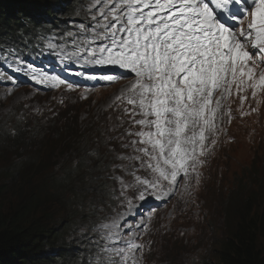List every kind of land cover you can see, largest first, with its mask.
I'll use <instances>...</instances> for the list:
<instances>
[{
  "label": "trees",
  "instance_id": "trees-1",
  "mask_svg": "<svg viewBox=\"0 0 264 264\" xmlns=\"http://www.w3.org/2000/svg\"><path fill=\"white\" fill-rule=\"evenodd\" d=\"M93 16L88 0H0V63L12 58L14 47L25 62L29 50L59 39L84 44L86 32L93 38L88 32L99 29ZM78 27L86 32L78 34ZM4 74L12 78L11 70ZM22 110L12 106L0 112V264H101V244L89 248L76 228L102 216L84 210L93 191H101L103 213L111 200L101 181L111 167L103 155H114L113 144L103 138L106 127L79 124L76 116L62 115L60 109L52 118L21 124ZM26 114L34 117L29 109ZM262 158L254 156L240 170L241 181L221 207L228 227L216 260L205 264H264ZM97 182L100 186H94ZM10 187L8 203L3 195Z\"/></svg>",
  "mask_w": 264,
  "mask_h": 264
},
{
  "label": "snow or ice",
  "instance_id": "snow-or-ice-1",
  "mask_svg": "<svg viewBox=\"0 0 264 264\" xmlns=\"http://www.w3.org/2000/svg\"><path fill=\"white\" fill-rule=\"evenodd\" d=\"M213 3L214 7L208 0H95L93 7L102 4L98 14L109 22H98L97 26L105 31L93 30V38L83 41L84 48L77 45L73 53L79 55L87 49L90 59H85V64L123 70L104 75L102 79L109 84L131 80L116 100L132 106L125 109V114L131 115L133 124L141 126L134 135L145 147L138 150L148 157L147 167L157 174L156 179L170 186L177 184L179 175L187 177L189 168L195 171L201 163L198 155L204 154L206 133L215 129V110L209 107L214 93L229 91L233 83L239 89L244 78L251 82L253 90L264 89V71L256 79L249 64L257 56L264 57V0ZM233 3L244 6L240 10L245 16L249 11L251 14L247 28H242L239 36L221 19ZM230 18L237 20L234 12ZM96 40L107 42L87 47ZM244 41L257 51H249ZM54 47L49 44V48ZM259 66L264 68V63ZM32 79L56 86L67 83L56 76L33 75ZM137 115L141 119L136 120ZM137 182L157 186L139 177ZM139 198L143 200L144 194ZM139 247L129 243L127 249H117L120 264L134 261L130 254Z\"/></svg>",
  "mask_w": 264,
  "mask_h": 264
},
{
  "label": "rangeland",
  "instance_id": "rangeland-1",
  "mask_svg": "<svg viewBox=\"0 0 264 264\" xmlns=\"http://www.w3.org/2000/svg\"><path fill=\"white\" fill-rule=\"evenodd\" d=\"M101 6L102 4L96 6L97 24L98 22H109L104 21L99 16L98 12ZM249 21L248 14L243 20L242 26L235 27L237 36H239L242 28H247ZM112 22L120 27V24L116 21ZM82 32L85 31H78V33ZM118 35L120 34L118 33ZM244 42L248 45V49L257 51L251 48L250 42ZM85 59L90 58L88 56L80 59L74 58V67L78 73L82 74V79L97 84L98 89L94 91L92 98L84 101L86 103L90 102V104L83 109L85 111L92 107L103 109L110 102L116 100V96L121 95V90L131 83V80L120 79L109 84L102 79L103 76L93 77L91 74L94 66L85 64ZM255 59L259 61H253L257 66L250 61L249 64L254 68L255 78L258 79L260 73L264 71L259 66L263 60L260 56ZM115 70L116 72L123 71L118 68ZM124 75L127 76L129 73L124 72ZM244 79L245 83L239 89L233 83L229 91L216 92V99L219 102L217 103L216 115L222 116L224 110H228V117L224 118V126L221 130L232 139L228 141L224 148L220 149L221 153L219 155H215L216 150H214L213 155H205L208 152V147L215 146V143H212L214 140L209 144L205 140L204 154L198 155L201 163L197 165L195 171L189 168L187 177H184L183 174L179 175L175 186H170L163 179H158L159 183L156 184V187L139 184L137 177L150 181V175L152 174L153 178L156 179L157 174L147 167L148 157L145 155L134 156L128 161V166L121 180L122 187L114 196L119 202L116 209L109 214V217L112 218L110 221L116 227L113 230L114 233L111 235L109 244L113 245V241L116 240L115 237H119L116 249H127L124 242H131L140 246L130 254L134 257V261L129 260L130 264H201L206 261L209 253L214 254L213 248L222 236L221 229L224 222L223 218H219L218 199L224 197L232 175L239 173L238 168L246 166L253 155L260 154L264 150V89L257 88L253 90L250 86L251 82L247 78ZM254 91L255 95H253ZM14 92L16 91L5 92L0 88V102H2L0 104L4 106L0 109V112H8L12 109V106H17V103L27 95L26 92L21 91L13 95ZM78 92L80 91L67 88H60L56 91L60 96L78 95ZM69 98H72V96H69ZM49 100L51 99L43 95H37L33 98L35 104H42ZM73 102L74 100L70 101L69 107H62V112L68 108L72 109L74 107ZM115 104L112 116L122 120L120 126L123 127L129 117L128 114H125V109L130 110L131 105L121 101H116ZM95 108L91 109L92 112ZM71 119L74 120L75 118ZM215 121L218 122V117ZM80 124L87 123L81 120ZM249 124L255 125V138L250 143L245 135L240 133ZM248 133L245 134L248 135ZM211 138L212 136L208 140H211ZM106 156L109 157L110 155ZM205 160H209L210 165L202 168ZM107 182H105V185L109 186V182ZM201 185L202 187L198 190L197 188ZM141 193L144 194L143 200L139 198ZM153 197L161 201L157 211L152 210L155 207L145 209L142 205L148 198ZM3 198H6L8 203L12 202V187L9 188L7 194L3 195ZM191 199L195 207L199 205L198 209H200L202 216L186 217ZM179 202H181V205L177 206ZM48 207L51 209V203ZM131 214L133 215L131 216ZM190 224L194 233L189 232ZM185 236L188 238V242H186V239L184 241Z\"/></svg>",
  "mask_w": 264,
  "mask_h": 264
},
{
  "label": "clouds",
  "instance_id": "clouds-1",
  "mask_svg": "<svg viewBox=\"0 0 264 264\" xmlns=\"http://www.w3.org/2000/svg\"><path fill=\"white\" fill-rule=\"evenodd\" d=\"M240 133H242V134H244V135L246 136V135H247V134H245V133H246V128L243 129V130H241ZM223 139H224V141L226 142V145H227V143H228V139H229V135L227 134L225 137H223ZM252 140H253V139H247V141H248L249 143H250ZM226 145H225V146H226ZM256 155H259V158H262L261 155H264V150H263L260 154H255V155H253V157L256 156ZM10 156H11V155H10ZM253 157H252V158H253ZM251 160H252V159H251ZM251 160H250V161H251ZM262 162L264 163V158H262ZM249 163H250V162H249ZM249 163H248V164H249ZM248 164H247L246 166H248ZM246 166L239 167V168H238V169H239V173H238V174H233V175H232V177H231V181H230V183H229V186H228V188H226V191H225V195H224V197H223L222 199H221V198L218 199L219 213L222 211V210H221V207H222V205L224 204V201L226 200V198H227L229 192L233 191V190L237 187V185L239 184V181H241V179H240V170H241L242 168L246 167ZM198 207H199V205H198ZM198 207H195V210L191 211V213L188 214V217H189V216H195V215H201V216H202V214H200V209H198ZM219 218H222V216H221L220 214H219ZM227 227H228V222H227L226 220H224V222H223V226H222V229H221V230H222V236H221L219 242H217V243L215 244V248H213L214 254H210V253H209L208 257L206 258V261H208V262H210V263H214V261L216 260V251L219 249V245H220V243H221V241H222V238H223V231H224V229H226ZM189 232H190V233H194V230H193L191 224L189 225ZM262 235L264 236V233H263ZM263 242H264V240L261 241V245L263 246V249H264ZM206 261H204V262L201 263V264H205Z\"/></svg>",
  "mask_w": 264,
  "mask_h": 264
},
{
  "label": "bare ground",
  "instance_id": "bare-ground-1",
  "mask_svg": "<svg viewBox=\"0 0 264 264\" xmlns=\"http://www.w3.org/2000/svg\"><path fill=\"white\" fill-rule=\"evenodd\" d=\"M250 20H251V18H250ZM11 81V80H10ZM11 89H6L5 90V92H7V91H10ZM83 95V94H82ZM11 98H12V96H11ZM2 103V102H1ZM209 107L210 108H212V109H214L215 111H214V113H213V115H214V120H213V123H214V125H215V129H214V131H212V132H207L206 134H207V140H206V142H207V144H209L212 140H214L215 141V146H210V147H208L207 148V150H208V152L205 154V155H213L214 154V150H216V152H215V155H219V153H221L220 152V149H222V148H224L225 147V145H226V142L224 141V139H223V135L219 132V129H220V116H217L216 115V111H217V109H218V106H217V99H216V93H214V96H213V98H212V100H211V103L209 104ZM1 108H4V106H1ZM5 112H7V111H5ZM218 117V122H216L215 121V119ZM12 129V128H11ZM10 129V130H11ZM9 130V131H10ZM210 136H212V138H211V140H208V138L210 137ZM247 136H249V133H248V135ZM199 147V146H198ZM208 165H210V161L209 160H205L204 161V164H203V166H202V168L204 167V166H208ZM202 168H201V170H202ZM204 174H206V173H204ZM107 182V181H106ZM108 183V182H107ZM108 185V184H107ZM203 185V184H202ZM202 185L199 187V188H197L198 190H200V188L202 187ZM146 186V185H145ZM178 205H181V202H179L178 204H177V206ZM153 210V209H152ZM158 210V209H157ZM185 239H186V242H188V238L185 236V238H184V241H185Z\"/></svg>",
  "mask_w": 264,
  "mask_h": 264
}]
</instances>
